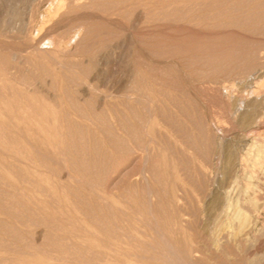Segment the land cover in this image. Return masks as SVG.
<instances>
[{"label":"rangeland","instance_id":"374dc122","mask_svg":"<svg viewBox=\"0 0 264 264\" xmlns=\"http://www.w3.org/2000/svg\"><path fill=\"white\" fill-rule=\"evenodd\" d=\"M252 145L264 0H0V264H251Z\"/></svg>","mask_w":264,"mask_h":264},{"label":"bare ground","instance_id":"6f19581e","mask_svg":"<svg viewBox=\"0 0 264 264\" xmlns=\"http://www.w3.org/2000/svg\"><path fill=\"white\" fill-rule=\"evenodd\" d=\"M262 117V116H261ZM252 142V140H251ZM251 145V144H250ZM259 145V144H257ZM247 151H245L246 154H244L245 156L248 155V156H251L252 157V163L254 165H256L257 167L259 166L261 168V166L264 164V149L260 147H256L255 145H252V146H248V149L246 148ZM243 155V156H244ZM244 156V157H245ZM246 158H248L246 156ZM242 161H243V158H241ZM250 159V158H249ZM246 160V159H245ZM244 160V161H245ZM248 160V159H247ZM243 161V162H244ZM248 162V161H247ZM246 163V162H245ZM244 163V164H245ZM247 164V163H246ZM240 166V165H238ZM237 167V166H236ZM236 169V168H235ZM234 171V170H233ZM255 171V170H254ZM261 171V170H260ZM247 178V177H246ZM251 178V177H250ZM250 178L248 180H250ZM235 179H233L234 181ZM252 180V179H251ZM250 180V181H251ZM232 181V180H231ZM229 181L228 182V186L226 187V189L224 190V195L226 196V198L229 200V201H226L228 203H226L227 205L226 206H223V208L220 210V213L219 215L221 217H223V219L225 218V223L227 222V227H229L231 225V222L235 220L236 223H238V227L236 229V231L234 230L233 232V236L232 237H237V236H246V232H247V228L250 227L251 223L249 224V220L247 221L246 219V215L244 213V211L241 209V203H242V200L239 196H234V186H233V183ZM236 181V180H235ZM223 182V181H222ZM227 183V182H226ZM236 183V182H234ZM250 183V182H248ZM236 186V185H235ZM238 187V186H237ZM248 187V186H247ZM256 188V187H255ZM237 189V188H235ZM239 190L238 189V193H239ZM247 190V189H246ZM256 190V189H255ZM237 191H236V194H237ZM244 191V190H243ZM254 193V192H253ZM233 194V195H232ZM248 194V193H247ZM234 197L232 198V196ZM238 195V194H237ZM247 197V196H246ZM225 198V199H226ZM251 201V199H250ZM254 201V199H253ZM258 201L256 202H250V205L251 208L256 212L257 214V217L259 216V213L261 211V205L259 203H257ZM245 203V202H244ZM244 205V204H243ZM249 214V213H248ZM247 214V215H248ZM253 217V216H252ZM222 221V220H221ZM224 222V221H223ZM224 224V223H223ZM249 225V227H248ZM225 227V226H224ZM252 228V227H251ZM228 229V228H227ZM230 230V229H228ZM250 230V229H249ZM219 232V231H218ZM249 233V232H248ZM264 242V235L255 241V243H252L249 245V255L247 254L248 257H250V263L251 264H264V250H260V246L263 244ZM247 253V252H246Z\"/></svg>","mask_w":264,"mask_h":264}]
</instances>
